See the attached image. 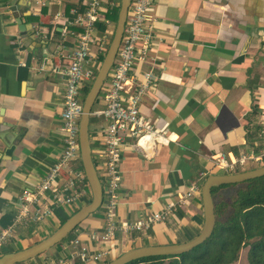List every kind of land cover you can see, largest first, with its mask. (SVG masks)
I'll return each instance as SVG.
<instances>
[{
  "label": "crops",
  "instance_id": "1",
  "mask_svg": "<svg viewBox=\"0 0 264 264\" xmlns=\"http://www.w3.org/2000/svg\"><path fill=\"white\" fill-rule=\"evenodd\" d=\"M86 1L0 0V225L11 221L18 194L32 189L61 153L64 82L50 67L68 61L75 37L62 39L61 27L73 17L71 10L82 9ZM58 12L62 16L56 20ZM149 16L154 36L130 77L141 80L148 71L155 76L140 113L162 136L140 141L147 153L129 139L121 150L117 220L146 219L202 175L227 173L213 165L214 155L230 162L264 151V0H154ZM113 24H98L94 31L105 47ZM90 51L101 64L106 50L98 52L94 43ZM41 63L44 71L38 70ZM94 105L92 111L104 108L101 94ZM105 124L103 117L90 114L95 166L102 159ZM256 126L262 129L250 138ZM90 198L91 192L84 201L56 209L46 221L20 226L0 256L39 242ZM102 204L63 240L77 236L92 250L109 248L99 264L131 248L188 241L204 223L199 193L165 221L95 243L90 233L104 226ZM64 254L57 243L19 264Z\"/></svg>",
  "mask_w": 264,
  "mask_h": 264
},
{
  "label": "built area",
  "instance_id": "2",
  "mask_svg": "<svg viewBox=\"0 0 264 264\" xmlns=\"http://www.w3.org/2000/svg\"><path fill=\"white\" fill-rule=\"evenodd\" d=\"M154 0H130L123 27L121 41L113 65L104 81L100 94L103 96L104 108L91 111L92 115L103 117L106 124L103 130L101 161L96 172L102 185L105 223L100 231H92L90 238L95 243L110 241L118 232L127 233L151 227L156 222L165 221L178 208L183 207L189 198L200 193V179L190 183L187 191L176 200L170 201L161 211L154 212L146 219L135 221L117 220L116 205L121 174L119 164L121 150L129 139L137 149L147 150L140 142L143 138H158L160 130L152 129L149 122L140 113V104L144 96L154 85L155 76L148 71L143 79L130 77L135 61L146 58L148 47L153 39V25L150 19ZM120 0H87L84 7H74L73 17L61 27V37H75V44L68 55L67 62L54 64L52 73L64 82L63 108L61 112L64 133L63 146L55 163L47 174L32 189L22 190L15 203V211L7 225H0L1 247L9 242L20 226L46 221L54 211L84 201L90 193L89 184L80 161L79 121L82 114L81 90L90 86L100 62L90 51L91 44L97 43L98 52L105 51L103 38H96L94 31L98 24L109 27L112 19L108 16L119 10ZM58 12L55 19L61 17ZM21 45V41H18ZM46 64L41 63L38 70L44 71ZM134 139L135 141H133ZM264 161V151L241 154L238 159L226 162L222 154L212 156L213 165L231 172L236 163L246 160ZM62 173L66 177H62ZM66 253L46 258L35 264H99L109 254V248L92 250L82 243L79 237L61 241Z\"/></svg>",
  "mask_w": 264,
  "mask_h": 264
},
{
  "label": "water",
  "instance_id": "3",
  "mask_svg": "<svg viewBox=\"0 0 264 264\" xmlns=\"http://www.w3.org/2000/svg\"><path fill=\"white\" fill-rule=\"evenodd\" d=\"M129 4L130 0H120V7L118 10L115 29L113 31L111 41L108 45L102 62L96 71L89 90L82 102V114L79 121L80 161L90 187L91 198L86 204L71 214L53 232L41 239L39 242L26 249L1 255L0 264H16L24 262L47 251L57 243L63 241L69 233H71L90 214L95 212L102 204V185L99 181L91 155L89 120L93 104L96 98L99 96L101 87L113 65L117 49L121 41ZM262 175H264V165L243 171L217 174L213 173L207 175L203 180L200 190L204 213V223L202 229L195 237L182 243L146 245L131 248L105 264H126L129 261L141 257L155 255H177L191 250L195 246L205 241L211 235L214 229L216 217L214 212V201L211 193L212 187L222 184L239 183Z\"/></svg>",
  "mask_w": 264,
  "mask_h": 264
},
{
  "label": "trees",
  "instance_id": "4",
  "mask_svg": "<svg viewBox=\"0 0 264 264\" xmlns=\"http://www.w3.org/2000/svg\"><path fill=\"white\" fill-rule=\"evenodd\" d=\"M117 14L118 11L108 16L116 22ZM89 87L83 88L82 100ZM261 129L259 126L251 129L250 138ZM78 165L82 168L81 161ZM230 189L231 193L224 194ZM211 193L216 222L205 241L181 254L146 256L126 264H233L244 247H248L247 264H264V175L214 186ZM71 235L72 232L66 238Z\"/></svg>",
  "mask_w": 264,
  "mask_h": 264
},
{
  "label": "rangeland",
  "instance_id": "5",
  "mask_svg": "<svg viewBox=\"0 0 264 264\" xmlns=\"http://www.w3.org/2000/svg\"><path fill=\"white\" fill-rule=\"evenodd\" d=\"M114 26H115V24H113V27ZM93 107H95V105ZM261 165H264V161H263V164H262V162H256L254 160H250L249 159V160H246L244 163H236L235 167L232 169V171L236 172V171L248 170V169H252V168H255V167H258V166H261ZM231 191H232L231 189L227 190V191L224 192V194H227L228 192L231 193ZM247 249H248V247H244V248L241 249V251L239 253L238 260L236 262H234L233 264H247V259H246Z\"/></svg>",
  "mask_w": 264,
  "mask_h": 264
}]
</instances>
